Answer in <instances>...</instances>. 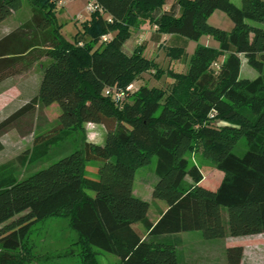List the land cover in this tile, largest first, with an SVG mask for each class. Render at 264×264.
Instances as JSON below:
<instances>
[{
  "label": "trees",
  "instance_id": "16d2710c",
  "mask_svg": "<svg viewBox=\"0 0 264 264\" xmlns=\"http://www.w3.org/2000/svg\"><path fill=\"white\" fill-rule=\"evenodd\" d=\"M29 1L31 18L0 40V81L14 76L21 61L51 62L38 95L0 123V139L53 104L61 111L58 127L38 135L33 148L17 157L21 164L48 158L88 123L103 125L107 137L103 146L86 140L23 180L1 169L0 264H31L30 235L54 217L67 218L78 234L82 264H99L98 250L122 264H180L181 233L202 232L206 239L264 234V75L241 78L242 56L264 72V0H241L240 7L232 0H176L179 16L163 11L166 0H89L95 10L73 42L57 19L62 0ZM23 3L0 0V25ZM217 10L232 19V32L209 23ZM144 22L156 26L154 42L169 37L168 56L187 70L169 71V91L143 86L132 101L129 95L117 105L107 89H126L152 70L157 77L164 73L141 45L125 50ZM203 36L219 47L198 44L189 57L190 41ZM242 139L246 151L238 155ZM199 148L224 174L216 190L202 185L200 168L188 159ZM153 157V198L167 204L155 223L148 218L150 204L134 195L136 171ZM90 163L98 164L97 179L88 177ZM226 255L228 264H242L244 248L229 247Z\"/></svg>",
  "mask_w": 264,
  "mask_h": 264
},
{
  "label": "rangeland",
  "instance_id": "374dc122",
  "mask_svg": "<svg viewBox=\"0 0 264 264\" xmlns=\"http://www.w3.org/2000/svg\"><path fill=\"white\" fill-rule=\"evenodd\" d=\"M232 2L238 7L241 6V0H232ZM88 6L89 0H64V3L60 2L58 5L57 19L62 25L61 33L67 41L73 42L75 35L82 29V21L90 17L91 12ZM163 11L175 16L180 15V8L176 0H166ZM161 13L162 11H158L155 14L156 22H158L159 19L157 18ZM31 16L32 5L29 0H24L21 10L0 25V40L28 21ZM209 23L227 32H232L235 27L228 14L221 10L215 11L210 16ZM155 30L154 24L142 23L139 28L132 31V37L127 41L125 50L127 53H131L137 46L141 45L145 49V57L154 60L164 73L161 77H157L156 71L152 70L141 75L131 84L133 88L127 101H132L133 95L143 86L169 91L174 83L173 78L168 75L169 71L185 73L187 70L185 64L173 62L170 59L166 42L158 44L152 40ZM110 37L111 35L108 36V38ZM206 39L207 36H203L199 42L190 41L187 50L189 57L194 54L197 45L205 42ZM209 39L208 46L219 47L217 40L211 37ZM242 60L241 78L254 80L264 75V72L262 74L250 66L244 56H242ZM50 62L48 58H43L33 65H29L27 60L21 61L13 68L16 71L14 76L0 81V123L38 95L44 69ZM60 114L59 106L53 104L38 110L32 117L22 119L16 129L1 136L0 140L4 149L0 152V171L3 169L14 174L17 180H23L68 156L80 148L86 140L97 145L103 146L105 144L106 128L103 125L88 123L84 128L74 131L69 138L56 144L51 149L48 158L33 164H21L17 157L33 148L35 138L38 135L47 134L57 128ZM239 145L240 150L235 152L242 155L246 151L245 139H242ZM188 159L191 164L200 168L204 177L202 182L204 187L211 190L219 187L224 174L204 157L201 148L188 154ZM157 162V157H153L148 166L138 169L134 183V195L150 204L148 218L154 223L167 209L165 202L153 198L154 186L158 181L156 175ZM97 171L98 164L90 163L88 165V177L97 179ZM136 227L144 231L141 224L136 225ZM176 237L179 239L177 250L180 264H228L226 249L235 246L244 248L242 264H264V244L259 246L256 242L251 241L252 238L246 236L233 237L227 233L221 238L206 239L202 232H189L181 233ZM257 239L264 241V235ZM78 240V234L70 227L67 218L54 217L38 223L29 238V242L34 247V257L31 264H82ZM98 253L99 264H122L121 260L113 254L101 250H98Z\"/></svg>",
  "mask_w": 264,
  "mask_h": 264
},
{
  "label": "built area",
  "instance_id": "2783aa9c",
  "mask_svg": "<svg viewBox=\"0 0 264 264\" xmlns=\"http://www.w3.org/2000/svg\"><path fill=\"white\" fill-rule=\"evenodd\" d=\"M95 7L96 6L94 5V3L89 2L88 8L90 12H93L95 10ZM132 88V85L128 86L126 89L110 88L107 89L106 93L113 99V101L117 105H122L126 98L130 95Z\"/></svg>",
  "mask_w": 264,
  "mask_h": 264
},
{
  "label": "crops",
  "instance_id": "0c3cea01",
  "mask_svg": "<svg viewBox=\"0 0 264 264\" xmlns=\"http://www.w3.org/2000/svg\"><path fill=\"white\" fill-rule=\"evenodd\" d=\"M61 3H64V0H62L61 1ZM60 4V3H59ZM10 18V17H9ZM155 28H156V26H155ZM155 32V31H154ZM169 37L168 36H164L163 38H162V40H161V42L160 43H158V44H162V43H164V41L165 40H167ZM210 37H207V39L205 40V42H203V43H201V44H203V45H209L208 44V40H210L209 39ZM157 43V42H156ZM243 61V60H242ZM173 62H175V61H173ZM242 65H243V63H242ZM203 184V183H202ZM219 185H220V183H219ZM218 188V187H217ZM217 188H214V190H216ZM167 210V209H166ZM264 234H260V235H253V236H246L247 238H252V242H256L259 246H261V245H263L264 244V241H262L261 239H257L258 237H260V236H263ZM256 244V245H257Z\"/></svg>",
  "mask_w": 264,
  "mask_h": 264
}]
</instances>
